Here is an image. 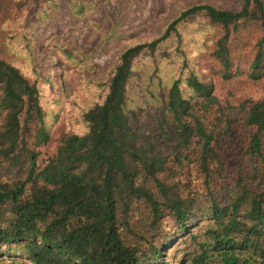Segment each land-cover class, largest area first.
Instances as JSON below:
<instances>
[{
  "label": "trees",
  "instance_id": "obj_1",
  "mask_svg": "<svg viewBox=\"0 0 264 264\" xmlns=\"http://www.w3.org/2000/svg\"><path fill=\"white\" fill-rule=\"evenodd\" d=\"M31 1L0 0V17ZM56 48L89 68L81 47ZM30 51L0 39V264H264V96L221 101L214 83L264 78V0L189 6L127 46L82 85L92 100L70 102L46 160L59 114Z\"/></svg>",
  "mask_w": 264,
  "mask_h": 264
},
{
  "label": "rangeland",
  "instance_id": "obj_2",
  "mask_svg": "<svg viewBox=\"0 0 264 264\" xmlns=\"http://www.w3.org/2000/svg\"><path fill=\"white\" fill-rule=\"evenodd\" d=\"M200 3L217 8L239 6V0H32L22 10L9 7L0 17V39L10 32L26 36L39 77L42 105L59 114L51 143L41 149V159L54 153L58 138L66 126H71L70 102H91L89 93L83 91L84 83L102 79L123 49L156 37L182 10ZM63 45L81 47L94 68L80 71L66 62L56 51ZM251 45L252 42L249 48ZM214 83L221 101L257 100L264 96V78L257 82L245 77L216 79ZM243 137L239 131L222 147L228 163H236Z\"/></svg>",
  "mask_w": 264,
  "mask_h": 264
}]
</instances>
